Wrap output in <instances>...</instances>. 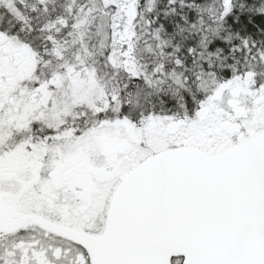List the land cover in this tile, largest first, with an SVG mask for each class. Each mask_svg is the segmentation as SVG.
<instances>
[{
    "label": "snow or ice",
    "instance_id": "1",
    "mask_svg": "<svg viewBox=\"0 0 264 264\" xmlns=\"http://www.w3.org/2000/svg\"><path fill=\"white\" fill-rule=\"evenodd\" d=\"M0 264H264V0H0Z\"/></svg>",
    "mask_w": 264,
    "mask_h": 264
}]
</instances>
